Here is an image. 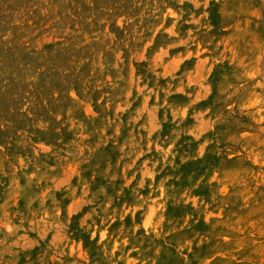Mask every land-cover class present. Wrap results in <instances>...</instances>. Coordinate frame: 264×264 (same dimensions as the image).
<instances>
[{"label":"rangeland","instance_id":"obj_1","mask_svg":"<svg viewBox=\"0 0 264 264\" xmlns=\"http://www.w3.org/2000/svg\"><path fill=\"white\" fill-rule=\"evenodd\" d=\"M0 264H264V0H0Z\"/></svg>","mask_w":264,"mask_h":264}]
</instances>
